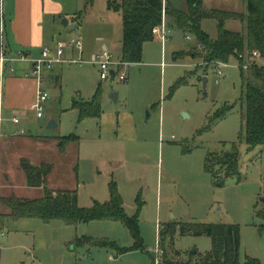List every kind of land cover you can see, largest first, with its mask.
<instances>
[{
	"label": "rangeland",
	"instance_id": "rangeland-1",
	"mask_svg": "<svg viewBox=\"0 0 264 264\" xmlns=\"http://www.w3.org/2000/svg\"><path fill=\"white\" fill-rule=\"evenodd\" d=\"M65 1L72 14L82 15L78 28L72 30L71 24L62 40H83L89 60L107 44L113 60L120 61L123 25L118 13L108 10L107 0H95L92 8H86L87 0ZM171 1L179 9L188 8L187 0ZM204 8L247 13L246 0H204ZM202 25L212 39L218 37L215 19H205ZM226 28L241 30L242 23L231 19ZM168 29L165 45L159 38L145 43L143 61L126 69L127 82L102 80L100 67L91 62L56 68L61 83L48 86L45 116L32 113V124L24 127V134L35 137L32 145L3 149L19 197L41 196L13 165L21 152H32V161L54 164L49 188L77 190L84 208L109 201L114 182L126 213L138 217L140 248H135L136 238L119 220L68 225L61 220L6 218L0 226V264H208L212 239L183 235L185 223L239 225L240 264H245L246 256L264 264V219L259 215L264 209V147L251 149L242 136L244 85L239 61L232 57L227 65L208 62L200 57L193 37L188 39L178 27ZM179 51L187 56L176 60ZM68 52L69 57L79 55L77 50ZM245 60L264 63L259 54L250 57L247 51ZM99 90L101 116L83 117L76 103L91 101ZM114 91L120 93L118 102L110 98ZM229 107L224 118L212 121ZM51 120L57 128H49ZM71 134L80 141L61 152L56 138ZM235 146L240 152L238 175L227 177L220 167L213 175L206 169L210 153L231 152ZM169 223L177 225L176 232L165 241L164 251L161 229ZM84 238L118 248L76 246Z\"/></svg>",
	"mask_w": 264,
	"mask_h": 264
},
{
	"label": "trees",
	"instance_id": "trees-1",
	"mask_svg": "<svg viewBox=\"0 0 264 264\" xmlns=\"http://www.w3.org/2000/svg\"><path fill=\"white\" fill-rule=\"evenodd\" d=\"M95 0H87L86 8ZM187 10L173 5L171 0H107L108 8L120 12L123 20L122 61L140 63L143 61L144 45L155 39V29L166 19L167 28L178 27L187 37H193L201 50V58L208 62L228 64L236 57L241 68L244 85L241 101L244 115L242 136L251 149L264 147V63L257 61L249 63L245 60V52L253 57L259 54L264 60V0H246L247 13L220 9L207 10L204 0H187ZM215 19L218 23L219 34L216 39L203 28V20ZM239 20L243 24L241 30L226 28L228 20ZM187 56L186 51L175 53L179 60ZM181 82V81H180ZM83 117L101 116L102 92L99 90L89 102L76 103ZM231 107L215 114L212 121L224 118ZM80 141L75 134L58 137V148L65 152L72 143ZM27 184L34 188H43L42 197L28 199L17 196L0 197V206L9 209L8 214L0 213V226L6 218L11 219H40L44 222L61 220L68 225H78L96 220H119L125 223L136 238L135 248H140L138 217L126 213L124 200L113 182L110 187V200L104 203L96 201L92 207L84 208L79 205L77 190H53L48 187L49 176L53 164H33L24 158L20 163ZM223 168L225 176L233 177L239 174L240 152L235 146L231 152L210 153L206 169L216 175L215 169ZM264 219V209L259 212ZM176 224L169 223L161 229V242L166 251L165 241L173 239ZM181 233L206 235L212 239L213 247L206 256L208 264H240L241 260V229L234 224L185 223ZM97 244L118 246L111 242H95L90 238L78 239L77 245ZM245 264H263L259 258L246 256Z\"/></svg>",
	"mask_w": 264,
	"mask_h": 264
},
{
	"label": "crops",
	"instance_id": "crops-1",
	"mask_svg": "<svg viewBox=\"0 0 264 264\" xmlns=\"http://www.w3.org/2000/svg\"><path fill=\"white\" fill-rule=\"evenodd\" d=\"M94 4L95 1L88 8H92ZM108 10L112 11L109 8ZM115 13H118L116 18L118 21H122L123 25L120 12ZM81 15L82 14L77 13L72 14L68 3L65 0H0V56L2 51L5 50L8 54L14 57H17L20 52L27 57L25 60L7 62L4 65L0 61V197H19L15 194L12 178L6 168V159L3 153L4 146L6 145L8 148H11L18 143L32 145V140H34L32 139L33 136H27L24 134V127L32 124V113H36L37 116L36 97L38 80L31 75V72L33 71V60L40 58L46 47H49L53 53H56L58 43L63 41L61 36L63 33H68L67 29L70 28L71 24H73L72 30L78 28L77 23H79ZM65 19L68 20L67 25L63 24ZM102 20L107 21L105 18H102ZM165 21L167 20L165 19ZM157 38L158 37H155V40H158ZM188 39H192V37ZM98 40L101 41L102 39L98 38ZM84 46L83 41L82 51L78 48L67 47L63 56L65 61L56 64L51 70L44 71L42 79L44 89L48 91V86L50 84L56 86L60 85L61 76L55 72L56 68L65 63H72L73 59L79 57H82L86 62L93 63L94 59L105 49H107L112 55L109 46L104 44L103 49L101 51L98 50L95 54L93 53L91 60H89L85 57ZM69 49H71L73 53L77 50L79 55L69 57ZM15 118H18L19 122H15ZM56 124L57 126L55 128L58 127L57 122ZM49 128L51 127L49 126ZM56 144L58 146V137L56 138ZM29 157H32V152L18 153L14 157L13 165H17L24 173L20 167L21 160L24 158L29 159L37 166L44 163L52 164L42 162L41 160H36L35 162ZM29 188L40 189L41 196L39 197H42L44 193L43 188H34L30 186ZM0 213L8 214L9 209L0 206Z\"/></svg>",
	"mask_w": 264,
	"mask_h": 264
},
{
	"label": "built area",
	"instance_id": "built-area-1",
	"mask_svg": "<svg viewBox=\"0 0 264 264\" xmlns=\"http://www.w3.org/2000/svg\"><path fill=\"white\" fill-rule=\"evenodd\" d=\"M169 29L167 28L166 21L161 26L155 29V35L158 37L161 42L165 45L168 40ZM191 38V37H188ZM67 47L78 48L80 51L83 50V41L81 39H72L68 42L60 41L58 43L57 52L53 51L46 47L42 53V56L38 59L33 60V71L31 75L38 80V90L36 97V112L39 118H42L45 113V105L48 99L50 98L49 92L43 87V75L44 71L51 70L55 67L56 64L64 62V53ZM27 57L20 52L17 57H14L8 54L5 50L2 51L0 56V61L4 65L7 62H14L17 60H25ZM72 62L84 63L86 62L82 57L73 59ZM100 67L101 79L108 80L111 78H117L119 82H127L129 75L127 73V67L130 63L120 61H114L111 53L105 49L103 50L93 61ZM224 64V63H218ZM227 65V64H225ZM221 73V71H220ZM15 122H19L18 118L14 119Z\"/></svg>",
	"mask_w": 264,
	"mask_h": 264
},
{
	"label": "water",
	"instance_id": "water-1",
	"mask_svg": "<svg viewBox=\"0 0 264 264\" xmlns=\"http://www.w3.org/2000/svg\"><path fill=\"white\" fill-rule=\"evenodd\" d=\"M63 24H64V25H67V24H68V20L65 19V21H63ZM207 82H208V77L205 76V77L203 78V83H204V86H205V87H206V85H207ZM119 96H120V93H119L118 91H114V92H112V93L110 94V98H111L113 101H115V102H118V100H119ZM49 126H50L51 128H55V127L57 126V124H56L55 121H51Z\"/></svg>",
	"mask_w": 264,
	"mask_h": 264
}]
</instances>
